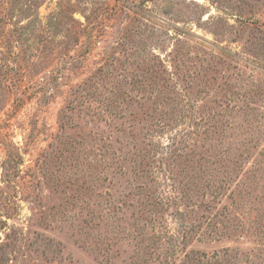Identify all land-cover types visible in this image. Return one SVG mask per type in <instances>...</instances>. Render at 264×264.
<instances>
[{
    "label": "rangeland",
    "instance_id": "1",
    "mask_svg": "<svg viewBox=\"0 0 264 264\" xmlns=\"http://www.w3.org/2000/svg\"><path fill=\"white\" fill-rule=\"evenodd\" d=\"M0 264H264V0H0Z\"/></svg>",
    "mask_w": 264,
    "mask_h": 264
}]
</instances>
